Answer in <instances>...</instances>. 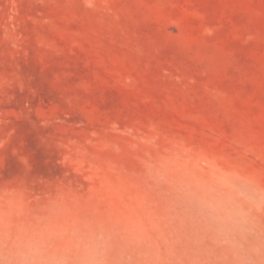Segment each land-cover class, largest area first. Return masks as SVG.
<instances>
[{
  "label": "rangeland",
  "instance_id": "374dc122",
  "mask_svg": "<svg viewBox=\"0 0 264 264\" xmlns=\"http://www.w3.org/2000/svg\"><path fill=\"white\" fill-rule=\"evenodd\" d=\"M0 264H264V0H0Z\"/></svg>",
  "mask_w": 264,
  "mask_h": 264
}]
</instances>
